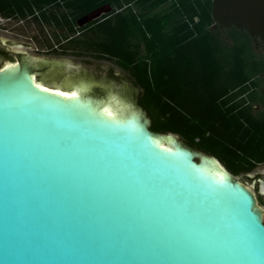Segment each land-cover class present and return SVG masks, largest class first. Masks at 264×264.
<instances>
[{
  "label": "water",
  "instance_id": "obj_1",
  "mask_svg": "<svg viewBox=\"0 0 264 264\" xmlns=\"http://www.w3.org/2000/svg\"><path fill=\"white\" fill-rule=\"evenodd\" d=\"M211 10L214 25L264 41V0ZM0 41L17 55L0 66V264H264L255 191L216 156L152 129L128 73Z\"/></svg>",
  "mask_w": 264,
  "mask_h": 264
},
{
  "label": "trees",
  "instance_id": "obj_2",
  "mask_svg": "<svg viewBox=\"0 0 264 264\" xmlns=\"http://www.w3.org/2000/svg\"><path fill=\"white\" fill-rule=\"evenodd\" d=\"M105 2L113 9L82 26L89 33L72 38V53L123 67L152 129L179 134L234 174L264 162V109L253 111L255 102L264 104V41L214 25L212 0H0V13L70 22L75 31L79 16Z\"/></svg>",
  "mask_w": 264,
  "mask_h": 264
},
{
  "label": "flooded vegetation",
  "instance_id": "obj_3",
  "mask_svg": "<svg viewBox=\"0 0 264 264\" xmlns=\"http://www.w3.org/2000/svg\"><path fill=\"white\" fill-rule=\"evenodd\" d=\"M48 8H50V9L52 8L58 14H61L63 11V7H61V6H54V7L48 6ZM37 12H39V10H37ZM3 17H4L3 22L5 20L8 21V23H9V21L13 22L12 24H9V25L6 24L7 25L6 28H9L11 30L18 29V30H20V32L21 31L24 32L25 28L27 27L26 25L29 24V22H31L33 25L31 27H33V29H35L34 34L28 35V38H27L28 40H26L24 42L23 41L17 42L14 40H8V43H10V44L21 43L24 45H28L31 40H34V38H36L40 43L42 42L46 46L47 50H49L50 52L55 53V54L91 56V57L97 58V57H95L93 55H89L87 53H83V54L72 53L71 49L69 48V45L71 44V40L73 37H75L76 35H81V33H83V32L89 33V28L88 27H82V26H93L92 24L87 25V23H86L84 25H79L78 23H76V25H75L76 30L73 31V30H71V26H73V25L70 22H66V23H64V25L59 26L55 22H53V23L45 22L44 20L36 19L34 16H31V15L26 16V17H22V16H7V17L3 16ZM2 23H0V25H2ZM80 27H82V28L80 29ZM20 34H23V33H20ZM0 48L4 49L6 52L5 54L0 53L1 62L3 61V63H4L7 60H17L16 53L13 52L11 49H9L1 41H0ZM19 51H21V50H19ZM63 59H65V58H63ZM36 76H37V73H36ZM261 92L264 94L263 88L261 89ZM263 109H264V104L261 101H257L253 104V111L255 113H259Z\"/></svg>",
  "mask_w": 264,
  "mask_h": 264
},
{
  "label": "rangeland",
  "instance_id": "obj_4",
  "mask_svg": "<svg viewBox=\"0 0 264 264\" xmlns=\"http://www.w3.org/2000/svg\"><path fill=\"white\" fill-rule=\"evenodd\" d=\"M13 22L4 21L2 25H0V37L5 39L7 42L8 40H14V41H26L28 40L29 34H34L35 29H33V26L31 22L27 24L25 31L20 32L18 29H9L6 28L7 25L12 24ZM27 23V22H26ZM7 24V25H6ZM23 34H20V33ZM17 50H21L24 52H30L35 54H41V55H47L52 57H58V58H65V59H71V60H79V61H87V62H95V63H102L109 66L116 67L124 72L127 73V71L121 67L119 64L116 63V61L111 59H103V58H94L91 56H77V55H61V54H55L50 52L46 49V46L41 42H39L36 38L34 40H31L28 45H20L16 47ZM88 58V59H87ZM3 63L0 60V65ZM148 113V112H147ZM149 114V113H148ZM150 116V115H149ZM178 136L184 140L179 134ZM240 179H242L244 182H246L256 193L258 197V203L264 210V162L259 163L252 171L247 173H239L236 174ZM260 175V176H259ZM258 178H261L258 181ZM260 196L262 198H260Z\"/></svg>",
  "mask_w": 264,
  "mask_h": 264
},
{
  "label": "bare ground",
  "instance_id": "obj_5",
  "mask_svg": "<svg viewBox=\"0 0 264 264\" xmlns=\"http://www.w3.org/2000/svg\"><path fill=\"white\" fill-rule=\"evenodd\" d=\"M34 77H35V78L37 77V76H36V73H34ZM39 84H43V83L39 81ZM61 90H62V89L58 88V91H59V92H62ZM69 92H70V91H65V92H63V93H64V94H67V95H71L72 92H71V93H69Z\"/></svg>",
  "mask_w": 264,
  "mask_h": 264
},
{
  "label": "snow or ice",
  "instance_id": "obj_6",
  "mask_svg": "<svg viewBox=\"0 0 264 264\" xmlns=\"http://www.w3.org/2000/svg\"><path fill=\"white\" fill-rule=\"evenodd\" d=\"M73 95H75V93H73Z\"/></svg>",
  "mask_w": 264,
  "mask_h": 264
}]
</instances>
